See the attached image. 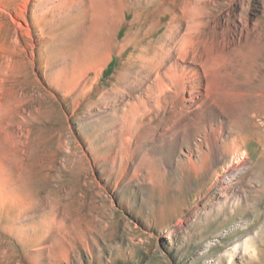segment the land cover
I'll return each mask as SVG.
<instances>
[{"label":"rangeland","instance_id":"rangeland-1","mask_svg":"<svg viewBox=\"0 0 264 264\" xmlns=\"http://www.w3.org/2000/svg\"><path fill=\"white\" fill-rule=\"evenodd\" d=\"M97 1L0 0V264H264V83L247 43L264 40V0H191L205 23L191 64L168 40L158 68L199 83L175 101L136 61L157 11L114 33ZM213 72L228 95L204 94Z\"/></svg>","mask_w":264,"mask_h":264},{"label":"bare ground","instance_id":"bare-ground-1","mask_svg":"<svg viewBox=\"0 0 264 264\" xmlns=\"http://www.w3.org/2000/svg\"><path fill=\"white\" fill-rule=\"evenodd\" d=\"M154 1L155 3H152L153 0H148V2L145 0H98L96 3L100 4L99 18L102 22H105L106 20L113 21L115 24L114 28L111 30H114V33L116 32L115 30L120 27L121 29L126 28V32H129V35H131V32H134V30L139 29L147 20V18H143L146 12H149L151 8L153 11H157V14L153 18L149 19L144 25L145 41L142 42L141 45H138L139 47L136 54V61L142 66H149L152 70H156L154 85L155 92L159 98L163 97L166 92H172V98L174 101L181 100L183 98L181 94L185 92L189 86L194 89L199 88V83L192 79L193 74L187 70L190 68L184 69L180 67V71L178 72L176 65H171L168 74L164 76L167 81L160 75L158 68L162 63L163 54L167 52L169 53L171 50V48L165 47V41L168 40L171 42L170 47L175 48V54L172 57V61L175 60L174 62H177L180 60L181 62L191 64V62L187 59L189 56L193 57L195 55L196 49L200 45V37L205 29V23H203L204 8L201 3H193L191 0H171L173 3H170V5L164 0ZM175 8L179 9V15L176 14ZM132 15L133 17H131V22L126 23L125 18ZM167 17H170L169 20H166ZM176 20L178 23L177 27L172 24ZM182 22L185 24V33H181L180 30ZM78 29L81 30V27ZM263 41L261 38L250 39L247 41V43H249L248 57L251 59V65L253 66V63L261 61L259 66L256 68L254 67L256 72L259 74V79L261 78V83H264V49L261 46ZM122 50L124 52L126 48H123ZM218 74L219 73L213 72V75L217 78V80L222 78H220ZM226 74L222 75L225 76ZM227 75L226 78L231 76L227 77ZM206 80L208 82V79ZM217 80L214 79L213 82H209V85L207 83V89L203 90L207 97L212 94H220L221 92L228 95L226 87L222 86L219 83V80L218 82ZM260 88L263 89L262 87ZM261 92H264V90ZM231 94L232 93H230V95ZM188 95L191 103H194L200 97L199 94L197 95L193 91L189 92ZM242 162L243 160H241L240 163Z\"/></svg>","mask_w":264,"mask_h":264}]
</instances>
